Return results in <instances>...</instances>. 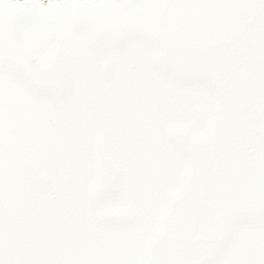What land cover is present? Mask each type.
Segmentation results:
<instances>
[{"label":"snow or ice","instance_id":"1","mask_svg":"<svg viewBox=\"0 0 264 264\" xmlns=\"http://www.w3.org/2000/svg\"><path fill=\"white\" fill-rule=\"evenodd\" d=\"M0 264H264V0H0Z\"/></svg>","mask_w":264,"mask_h":264},{"label":"bare ground","instance_id":"2","mask_svg":"<svg viewBox=\"0 0 264 264\" xmlns=\"http://www.w3.org/2000/svg\"><path fill=\"white\" fill-rule=\"evenodd\" d=\"M45 2H47V0H45Z\"/></svg>","mask_w":264,"mask_h":264}]
</instances>
